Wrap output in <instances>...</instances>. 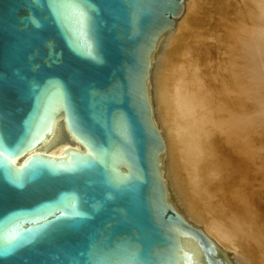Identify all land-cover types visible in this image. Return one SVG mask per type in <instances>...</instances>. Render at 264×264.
Wrapping results in <instances>:
<instances>
[{
	"label": "water",
	"instance_id": "water-1",
	"mask_svg": "<svg viewBox=\"0 0 264 264\" xmlns=\"http://www.w3.org/2000/svg\"><path fill=\"white\" fill-rule=\"evenodd\" d=\"M185 1L0 0V264H233L168 204L146 94ZM54 109L90 153L14 167Z\"/></svg>",
	"mask_w": 264,
	"mask_h": 264
},
{
	"label": "bare ground",
	"instance_id": "bare-ground-1",
	"mask_svg": "<svg viewBox=\"0 0 264 264\" xmlns=\"http://www.w3.org/2000/svg\"><path fill=\"white\" fill-rule=\"evenodd\" d=\"M223 3L224 0H186L174 28L158 38L149 57L150 71L146 80L153 124L164 142L163 183L167 202L194 227L203 222L196 217L193 200L198 197L181 170L180 142L187 144L191 153L197 151V155L203 157L204 141L201 138H205V146L215 153L218 163L226 164L227 169L234 165L235 170L229 169V172L247 173V182L254 186L258 180L264 183V143L256 150V140L260 136L255 127L257 122H254L258 113L264 115V0H226L227 4ZM164 44L169 49L167 57L176 58L180 66L176 71L164 67V58L157 59L155 51ZM152 74L162 129L155 119ZM208 119L212 122V130H206ZM243 125L254 127L251 136L247 135L249 138L241 135V130L245 129ZM211 135L214 136L212 139ZM243 147L251 148L246 157L241 155ZM72 153L90 152L69 132L64 116L54 109L49 119V137L42 138L37 149L12 159V164L21 169L33 156L55 158ZM122 163L119 161L120 165ZM197 183L195 186L200 195L205 187ZM176 204L187 210V216ZM241 204L255 211V204L249 198L241 199ZM242 215L245 216L241 212L236 222L223 217H227L223 223L232 235L229 238L220 235L219 231L212 232L208 225L201 230L223 251L234 252L237 264H264V228L258 227L255 219ZM234 232L240 234L239 242L233 236ZM225 256L229 259L226 253Z\"/></svg>",
	"mask_w": 264,
	"mask_h": 264
},
{
	"label": "rangeland",
	"instance_id": "rangeland-1",
	"mask_svg": "<svg viewBox=\"0 0 264 264\" xmlns=\"http://www.w3.org/2000/svg\"><path fill=\"white\" fill-rule=\"evenodd\" d=\"M224 3L227 4L226 0H224ZM156 50L157 51L155 52H156L157 59L159 58L165 59L164 67H168L175 71L176 69H178V67H180L178 66L179 64L176 58L171 57L172 58L171 59L167 57L169 49L166 47V44L161 45L160 48ZM181 67L184 69V66H181ZM151 76H152L151 84H152V93H153L152 96H153V102H154L153 104H154V109L156 113L155 119L158 122L160 129H162L163 128L162 122L157 112L158 108H157V102H156V96H155L156 94L155 77L153 76V74ZM200 92H202L200 94L204 93L203 91H200ZM259 115L262 118L264 116L263 114L258 113L257 117L254 118V122L256 121L258 124L257 125L255 123V127H256L258 135L260 136L258 137L259 140L258 139L256 140L257 141L256 150H259L262 147V144L264 143V135L262 136V134H264V121L262 120L261 117H259ZM211 123L208 119L206 130L213 129ZM246 124L250 125L249 123H246ZM246 126L243 125L242 127H245V129L241 128L242 130L241 129L240 130H241V135H244L247 138L248 136H251L250 134L252 131L251 130L252 127H250L251 125L249 127L248 126L246 127ZM259 130L260 132H258ZM164 136L165 138H167L166 134ZM213 137L214 136L211 135V139ZM201 141L202 142L204 141L203 142L204 145L202 146V149H201V153L204 154L203 157L201 155H197V151L191 153L189 146H187V144L183 145L182 142H180V149H179V160H180V165L182 167L181 170L184 173V176L187 178V182L192 188V192L194 193V195L198 197V200L194 199L195 201L193 200V202H194V205H196L195 206L196 212H197L196 217L198 216V219L203 222V224H201L199 228L204 231L205 228H207L206 226L208 225L210 227V230H212V232L215 231V233H217L219 231L218 233L220 235H223L225 238H229V235L231 234H229V231H226L225 225L223 223V219L229 217L228 219L232 220V222H236L241 212L245 214V216L244 215L242 216L248 219H255L257 224L259 225L258 227L264 228V183L263 181L258 180L256 182L257 184L255 183V186H254V185H251L252 183L250 184L249 181L247 182V178H248V176L246 175L247 173L244 172L243 174H238V173L229 172L228 171L229 169L232 171L235 170L234 165L232 164L229 165L228 166L229 169H227L226 164H223L221 162L218 163V160L216 161L215 153L212 152V150L208 146L207 147L205 146L206 139L201 138ZM248 150L250 151L251 148L243 147L241 155H243L244 157L248 156V153H249ZM198 153L200 152L198 151ZM196 182H198L196 185H201V187L202 186L205 187V190H202L200 195L198 194V190L196 189V186H195ZM172 196H173V199L176 201L175 195L173 194ZM210 197H212L211 198L212 200L210 199ZM246 197L249 198L255 204L254 205L255 211L253 209H248V208L241 206L242 205L241 199L244 201ZM209 200L211 204L208 203ZM176 206L182 214L187 216V210L183 206L179 204H176ZM224 216H227V217L223 218ZM239 235L240 234L238 232L233 233V236L236 238L238 242H239L238 239L240 238ZM219 249L222 250L221 248ZM223 252L226 253V255L229 257L230 260L228 259V261H231L233 264H237L235 262L234 252L232 251H228V252L223 251Z\"/></svg>",
	"mask_w": 264,
	"mask_h": 264
}]
</instances>
